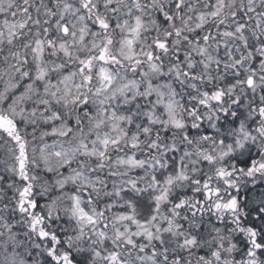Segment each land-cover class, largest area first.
<instances>
[{"label": "snow or ice", "instance_id": "1", "mask_svg": "<svg viewBox=\"0 0 264 264\" xmlns=\"http://www.w3.org/2000/svg\"><path fill=\"white\" fill-rule=\"evenodd\" d=\"M0 155V264H264V0H0Z\"/></svg>", "mask_w": 264, "mask_h": 264}, {"label": "rangeland", "instance_id": "2", "mask_svg": "<svg viewBox=\"0 0 264 264\" xmlns=\"http://www.w3.org/2000/svg\"><path fill=\"white\" fill-rule=\"evenodd\" d=\"M47 140L49 143L52 142V138H47ZM2 159H3V156L0 155V160ZM3 173H4L3 167L0 166V174H3ZM37 191H39V189H37ZM58 194L59 193H57L56 191H52L46 196H37L36 199L39 201L40 205H44L45 203L49 202V198H55V196ZM42 200H44L45 202H42Z\"/></svg>", "mask_w": 264, "mask_h": 264}, {"label": "trees", "instance_id": "3", "mask_svg": "<svg viewBox=\"0 0 264 264\" xmlns=\"http://www.w3.org/2000/svg\"><path fill=\"white\" fill-rule=\"evenodd\" d=\"M2 167V166H1ZM42 202H45L44 200H42ZM209 227H211V225H209Z\"/></svg>", "mask_w": 264, "mask_h": 264}]
</instances>
